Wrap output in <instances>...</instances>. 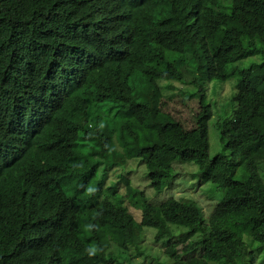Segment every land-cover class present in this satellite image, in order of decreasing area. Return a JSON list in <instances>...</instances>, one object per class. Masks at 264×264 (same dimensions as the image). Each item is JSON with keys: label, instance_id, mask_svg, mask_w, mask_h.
Listing matches in <instances>:
<instances>
[{"label": "trees", "instance_id": "obj_1", "mask_svg": "<svg viewBox=\"0 0 264 264\" xmlns=\"http://www.w3.org/2000/svg\"><path fill=\"white\" fill-rule=\"evenodd\" d=\"M186 81L191 128L163 95ZM210 81L231 92L208 96ZM3 152L35 176L33 207ZM136 159L158 192L174 160L195 163L190 176L223 192L208 219L192 200L150 204L122 175L125 194L104 187ZM0 179V264H112L106 251L143 254L145 226L191 246L192 264H264V0H0ZM169 225L187 230L176 240Z\"/></svg>", "mask_w": 264, "mask_h": 264}, {"label": "rangeland", "instance_id": "obj_2", "mask_svg": "<svg viewBox=\"0 0 264 264\" xmlns=\"http://www.w3.org/2000/svg\"><path fill=\"white\" fill-rule=\"evenodd\" d=\"M181 50L182 47L180 45L175 46L174 52L171 55L172 61L176 64L179 63L181 58ZM189 80V77H187ZM186 82H172L171 84L175 87L173 91L174 96H170L169 92L164 89L163 95L164 97H171L172 99L167 100L165 102L167 104L166 111L171 112L177 119H179L186 128H191L193 126V122L190 118V113L192 109H197V101L196 98L190 97L186 99V93H192L195 88ZM227 83L223 86H214L215 81H210L208 85H206L205 91L208 96H211V91L217 93L218 98L221 96L229 94L231 82L226 81ZM230 84V85H229ZM223 86V87H222ZM179 88V91H176ZM150 89L143 87L138 90L136 93L139 98H146ZM172 91V90H171ZM183 93V94H182ZM185 99L186 102H182ZM209 132V142H210V153L211 155L216 154L220 149V144L216 142V138L211 131ZM257 155V154H256ZM177 162V161H175ZM173 163L177 166L176 171L178 172V179L171 185V188L165 189L162 193L156 194L155 191L148 186V180L146 178V168L143 163H139V161L133 160L129 161L124 167L115 168V170H111L109 172V178L107 184H111L113 182L118 184V192L125 193L123 183L120 182V176H125L132 180L133 185L141 188L144 191V194L149 198V202L159 203L166 197H174V198H184L189 200H195L199 202V204L203 208L204 216H208L211 210L214 208L216 203L220 200L222 195V190L216 189L213 185L209 184H200V182L196 181L194 178L190 176V174L196 169V164L191 163ZM165 200V199H164ZM131 213L134 215L136 220L140 219V215L137 211H135L132 207L128 206ZM243 216V215H240ZM145 235L140 247L144 251V255H146L145 262L141 261L142 264H172L173 262L179 260L180 264H192L191 263V254H188V251L192 248L189 245H185L183 242L174 245H170L167 247H163L160 243H151V238L154 236L155 230L153 228L145 227ZM183 228H174L175 234L178 233ZM149 232V233H148ZM149 235V236H148ZM87 238L95 240L93 235L89 232L86 234ZM103 238V237H102ZM194 246H198V240L194 239ZM182 250L183 255L179 256V252L176 253L177 250ZM157 257L151 259V257ZM143 257L136 256L135 261L133 260L132 264H138ZM129 264V263H123Z\"/></svg>", "mask_w": 264, "mask_h": 264}, {"label": "clouds", "instance_id": "obj_3", "mask_svg": "<svg viewBox=\"0 0 264 264\" xmlns=\"http://www.w3.org/2000/svg\"><path fill=\"white\" fill-rule=\"evenodd\" d=\"M167 83V81H160L159 82V86L161 85V87L162 86H164L165 84ZM143 87H146V88H149L150 90L152 89V87H150V86H147V85H143L141 88H143ZM140 89V88H139ZM138 89V90H139ZM150 92V91H149ZM36 135H39L38 133L36 134ZM1 158L2 159H4V161L6 162V163H8L9 165H10V170H9V172H8V176H7V179L6 180H11V177H12V174L13 173H15L20 179H22V180H27L28 179V181L25 183V185L20 189V195H19V201H21L22 203H24V205L27 207V208H31V207H33L36 203H35V198L37 197V195H35V194H33V192L31 191V188L34 186L33 185V183H34V180H35V176H23V175H21L20 173H18L17 171H13V167H14V161H15V155L13 154V153H11V152H3L2 154H1ZM130 161H133V160H130ZM175 161H177V162H175ZM180 163L178 160H174L173 161V163ZM139 163H143V162H139ZM172 163V165H173V167L175 168V165ZM143 165L145 166V164L143 163ZM122 167H124V166H122ZM117 168H120V167H117ZM146 168V167H145ZM147 171V170H146ZM146 178H147V180H148V186H150L155 192L154 193H156V194H160V193H162L166 188L167 189H169V188H171V185L176 181V179H178V176L176 177V178H174V179H172L170 182H169V184H168V186L166 187V188H164L162 191H160V192H158V191H156L155 189H154V187L152 186V184H151V182H150V179H149V177H148V175H147V172H146ZM123 177H125V176H123ZM127 178V177H126ZM129 179V178H128ZM130 180V179H129ZM108 181V180H107ZM107 181H106V183H105V185H104V187H112V186H116V191L118 192V184L117 183H115V182H113L115 185H113L112 183L111 184H107ZM131 181V185H132V187H134V188H137L138 190H140V191H142L143 193H144V191L141 189V188H139V187H137V186H135V185H133V182H132V180H130ZM121 182V181H120ZM2 181H1V179H0V188H1V185H2ZM200 184H203V183H201L200 182ZM123 186H124V184H123ZM166 189V190H167ZM124 191H125V186H124ZM119 193V192H118ZM120 194H123V193H120ZM125 194V193H124ZM145 195V194H144ZM102 198V197H101ZM145 198H146V200H147V202H149L148 201V197L145 195ZM176 199V200H178V199H182V200H189V199H184V198H174V197H166V198H164L165 200H167V199ZM161 200L159 203H153V202H149L150 204H152V205H154V206H156V205H159V204H161L163 201H165V200ZM192 201H194V202H196L197 203V205H199V206H201L200 204H199V202H197V201H195V200H192ZM217 204V203H216ZM125 205H127V207L128 206H130V207H132L135 211H137L138 212V214L140 215V219L139 220H136V221H140L141 220V211L138 209V208H135V207H133V206H131L129 203H125ZM202 207V206H201ZM128 211H129V213H131V211L129 210V207H128ZM202 211H203V208H202ZM132 214V213H131ZM133 215V214H132ZM203 215H204V212H203ZM134 216V215H133ZM209 216V215H208ZM208 216H204L205 218H206V220L208 219ZM135 218V217H134ZM145 227H148V226H145ZM145 227H143V230H142V234H141V236H140V242H139V244H138V247H139V249H141V247H140V245H141V243H142V241H143V239H144V237H145V235H147V233L145 232ZM183 228L182 230H180L178 233H176L175 234V231H174V228ZM149 228H152V227H149ZM169 228H170V232L172 233L171 235H173L174 237H176V240H177V237H178V235L180 234V233H182V232H185L186 230H187V227H185V226H176V225H169ZM149 233V232H148ZM181 235V234H180ZM149 236V235H148ZM84 238H85V234H84V236H83ZM154 236H152V237H149V238H151V243L152 244H154V243H156V242H154L153 240H152V238H153ZM95 240H90L89 242H90V244H91V246H93L94 244H95V242H94ZM187 241H190V240H187ZM160 243V242H159ZM161 244V243H160ZM178 244V243H177ZM171 245H174V244H171ZM111 248V247H110ZM108 250H109V248H108ZM136 251H137V249L135 248V247H133V246H129L128 247V254H127V257H117L116 255H118V253H116V252H113V253H110L109 254V252H107L106 251V253H104L105 254V256L107 257V258H117L118 260L117 261H113V263L112 264H123V263H129V264H132V262H133V260L135 261V257L136 256H141V257H143L140 261H138V264H142V262L141 261H143V262H145V259H146V255H144V251H143V254H141V255H138V254H136ZM178 252L181 254V255H183V253H181V250L179 249L178 250ZM98 253H99V251H98ZM191 255H195V253L194 254H191ZM198 255V254H197ZM154 259V258H157V257H151V259ZM190 258H191V256H190ZM192 262V261H191Z\"/></svg>", "mask_w": 264, "mask_h": 264}]
</instances>
